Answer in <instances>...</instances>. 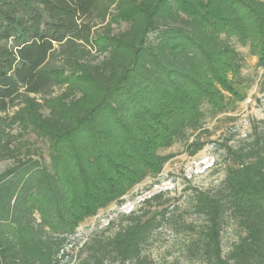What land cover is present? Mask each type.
<instances>
[{
	"label": "trees",
	"instance_id": "obj_1",
	"mask_svg": "<svg viewBox=\"0 0 264 264\" xmlns=\"http://www.w3.org/2000/svg\"><path fill=\"white\" fill-rule=\"evenodd\" d=\"M256 71L264 0H0V264H61L75 249L76 264H178L145 253L166 227L184 234L187 263L264 264L256 127L237 147L225 140L217 187L190 188L195 221L160 191L81 245L69 241L158 177L173 157L164 151L196 157L208 122L236 111ZM229 223L237 239L224 252Z\"/></svg>",
	"mask_w": 264,
	"mask_h": 264
},
{
	"label": "rangeland",
	"instance_id": "obj_2",
	"mask_svg": "<svg viewBox=\"0 0 264 264\" xmlns=\"http://www.w3.org/2000/svg\"><path fill=\"white\" fill-rule=\"evenodd\" d=\"M237 49L247 56V49L239 46ZM246 60L251 66L256 62L255 58L246 57ZM253 71L251 67L245 70L248 73ZM256 73V82L247 91L246 99L237 106L236 111L226 117L220 116L208 122L207 128L211 136L205 139L206 145L196 157H187L182 145L164 151V154H172L173 157L164 166L161 174L136 186L123 197L122 205L112 204L98 211L94 217L86 219L77 229L75 236L69 239L71 246L81 245L90 235L104 229L107 223L115 219L118 214H128L136 209L142 198L160 191L168 192L171 203L178 207L176 216H182L187 222L195 221L193 215L185 212L191 194L190 188L205 190L215 188L221 183L225 168V149L223 148L225 140L229 139L227 146L237 147L243 140L248 139L254 127L264 131V71H256ZM29 139L35 147L44 150L41 143L35 141L33 136ZM215 159L218 161L217 167L210 168L212 160ZM8 165L9 163H0V171ZM236 239L237 230L229 223L222 234L224 252ZM183 240L184 234L172 232L167 227L163 228L157 231L153 241L146 247L145 253L157 262H172L178 258V264H190L180 255V245ZM67 249L71 250L70 245ZM75 252L76 249L61 264H76Z\"/></svg>",
	"mask_w": 264,
	"mask_h": 264
}]
</instances>
